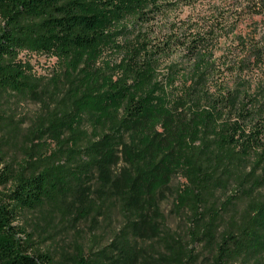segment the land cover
<instances>
[{"label":"trees","instance_id":"1","mask_svg":"<svg viewBox=\"0 0 264 264\" xmlns=\"http://www.w3.org/2000/svg\"><path fill=\"white\" fill-rule=\"evenodd\" d=\"M202 1L0 0V95L44 111L28 134L38 144L0 157V264H198L197 247L201 264H264V0L171 21ZM24 51L61 69L37 76ZM177 177L189 243L162 208ZM26 212L123 226L103 248L53 254L18 224Z\"/></svg>","mask_w":264,"mask_h":264},{"label":"rangeland","instance_id":"2","mask_svg":"<svg viewBox=\"0 0 264 264\" xmlns=\"http://www.w3.org/2000/svg\"><path fill=\"white\" fill-rule=\"evenodd\" d=\"M227 0H203L194 6L181 8L178 12L171 15V21L180 24L182 21H188L189 18H194L197 14L210 15L215 11H219ZM252 21L246 20L236 29L234 33L226 35L220 42L216 51L220 56L225 49L233 45L237 35H246L250 32ZM21 58L30 62L32 71L37 76H45L51 78L54 72L59 71L60 61L57 57H48L24 51L20 55ZM51 103V99L48 100ZM44 114L41 103L34 101L31 98H24L15 94L0 95V157L9 161L20 160L23 158L25 149L38 144L39 140L28 135L29 131L35 126L38 117ZM56 147L47 139L43 152H47ZM49 153V152H48ZM2 167L0 163V168ZM186 182L185 179L177 177L173 180L170 188L166 191L167 197L162 204L164 214L167 218L169 229L180 235L186 242L189 243L187 236V225L184 218L174 211V201L176 194L182 185ZM218 207L221 208L227 196L218 195ZM245 208V202L238 201L231 212L239 214ZM18 224L27 228L28 232L34 234L35 247L44 252H52L58 254L63 250L73 249L75 241L85 244L87 248L95 246L103 248L109 245L114 238L115 233L123 226V219L120 216H115L112 220L106 222L100 218L98 227H94L91 221H81L76 225L68 221L60 219L51 220L43 218L38 212H26L18 220ZM150 244H143V247L149 248ZM188 247L196 248L191 244ZM203 247H197V253L202 254L198 264L203 262L206 254ZM152 252L157 249L152 248Z\"/></svg>","mask_w":264,"mask_h":264}]
</instances>
